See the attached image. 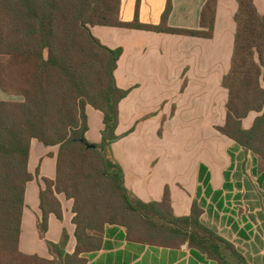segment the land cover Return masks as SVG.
Listing matches in <instances>:
<instances>
[{
	"label": "trees",
	"instance_id": "obj_1",
	"mask_svg": "<svg viewBox=\"0 0 264 264\" xmlns=\"http://www.w3.org/2000/svg\"><path fill=\"white\" fill-rule=\"evenodd\" d=\"M235 1L233 52L221 81L225 121L217 131L250 152L264 171V15L253 0ZM216 7L217 0H206L199 29L182 30L167 25L169 1L160 23L147 25L136 15L130 23L121 21V0H0V90L22 99L0 101V264H85V255L101 249L109 226L123 228L129 241L186 245L218 264H247L230 242L201 223L196 203L189 216L176 217L167 188L159 202L150 203L125 188L110 152L124 136L115 134L119 104L129 93L114 78L122 50L107 48L91 33L93 27H110L210 39ZM88 106L103 117L101 143L93 149L85 139ZM251 113L258 116L245 130L242 121ZM32 140L58 147L55 180L42 179L39 235L44 239L50 215L63 220L57 196L72 200V255L65 251V230L57 244L46 241L52 260L19 250L25 187L33 180Z\"/></svg>",
	"mask_w": 264,
	"mask_h": 264
},
{
	"label": "crops",
	"instance_id": "obj_2",
	"mask_svg": "<svg viewBox=\"0 0 264 264\" xmlns=\"http://www.w3.org/2000/svg\"><path fill=\"white\" fill-rule=\"evenodd\" d=\"M168 1V27L199 29L206 0H121L120 19L130 23L136 15L142 24L158 25ZM253 1L263 16L264 0ZM236 11L235 0H217L210 39L110 27H93L91 33L107 48L122 50L114 78L116 86L129 93L119 104L115 134L124 136L110 146V152L122 170L125 188L144 203L159 202L167 188L176 217L189 216L196 203L205 227L230 242L247 264H264V171L250 152L217 131L225 121L227 93L221 81L230 68ZM211 87L218 96L211 104L219 103L220 111L221 102L224 114L194 128L198 138L190 150L181 147L175 152V137L181 131L175 124L181 115L189 117L195 111L194 106L184 109L181 102L199 104L208 99V104ZM11 98L0 90V101ZM157 98L163 102L160 108H149ZM86 115L85 139L99 145L102 114L88 106ZM57 153L58 147L31 141L28 171L33 180L25 187L18 246L21 253L45 260H52L46 241L57 244L63 230L69 237L66 253L72 255L75 250L72 202L63 195L57 196L63 220L50 215L44 239L37 228L42 179L55 180ZM84 258L85 264H218L186 245L167 248L129 241L118 226L107 227L101 249Z\"/></svg>",
	"mask_w": 264,
	"mask_h": 264
},
{
	"label": "rangeland",
	"instance_id": "obj_3",
	"mask_svg": "<svg viewBox=\"0 0 264 264\" xmlns=\"http://www.w3.org/2000/svg\"><path fill=\"white\" fill-rule=\"evenodd\" d=\"M224 71L222 70V73ZM216 76H219V75H216ZM263 86H264V84H263ZM222 92L224 93L223 90H222ZM210 95H213V96H212V100L211 101L209 100L208 104H207L208 99H206V100L204 99L203 102L199 103V104L193 103V102H188V101H185V103L181 102L184 106V109L191 108L192 106H194V110L196 111L199 109L198 111L200 113L194 111L193 112L194 115L192 118H191V116L193 113H191L189 117L181 115V117L178 118V122L175 124V127L181 131H180V133L176 134V137H175V142H174V147L176 150L175 152H177V150H179V148H181V147H182L181 150L183 149V147L190 150L194 146L195 141L198 138V135L194 134V131H193L194 128L195 127L197 128L198 125H201L202 122H204V121H205V124L207 126L210 121L219 120V118H217V116H219L220 113L224 114V105H222L221 102H220V105H221L220 111H219V103L211 104V102L214 101L215 96L218 98V96L215 95V92H214L212 87H211ZM224 95H225V93H224ZM224 98H226V97L224 96ZM21 100H22L21 98L12 96L11 100L5 101V102H20ZM159 101H161L160 98H157L156 103H150L147 106L149 108H154L155 106L160 108V106L163 104V102L162 101L159 102ZM222 102H223V99H222ZM214 105H216L215 108H213ZM255 114L256 113H253L252 117H250L248 120H246V122L243 123V128L248 129L250 127L252 120L255 118ZM205 136H206V141H209L211 139L208 131L205 133ZM180 156L183 157L182 154H180ZM70 201L72 202V207H73V201L72 200H70ZM71 214L73 215L72 208H71ZM73 217H74V215H73ZM75 247H76V240H75Z\"/></svg>",
	"mask_w": 264,
	"mask_h": 264
},
{
	"label": "water",
	"instance_id": "obj_4",
	"mask_svg": "<svg viewBox=\"0 0 264 264\" xmlns=\"http://www.w3.org/2000/svg\"><path fill=\"white\" fill-rule=\"evenodd\" d=\"M86 147H87L88 149H93V148H94V146H93L92 144H88V145H86Z\"/></svg>",
	"mask_w": 264,
	"mask_h": 264
}]
</instances>
